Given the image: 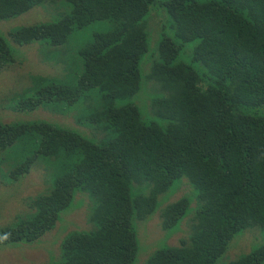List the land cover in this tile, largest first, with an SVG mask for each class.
Returning <instances> with one entry per match:
<instances>
[{
    "label": "trees",
    "instance_id": "trees-1",
    "mask_svg": "<svg viewBox=\"0 0 264 264\" xmlns=\"http://www.w3.org/2000/svg\"><path fill=\"white\" fill-rule=\"evenodd\" d=\"M56 1L66 6L57 20L7 37L71 54V69L2 100L17 112L92 101L80 120L95 138L0 125V180L13 185L39 159L52 169L45 192L27 199L31 215L0 227V247L46 249V264H264V0H0V21ZM11 56L0 35V71ZM181 181L191 194L173 199ZM160 197L169 203L158 227L172 244L140 239ZM70 211L78 222L63 219ZM245 233L246 252L236 248Z\"/></svg>",
    "mask_w": 264,
    "mask_h": 264
},
{
    "label": "rangeland",
    "instance_id": "rangeland-1",
    "mask_svg": "<svg viewBox=\"0 0 264 264\" xmlns=\"http://www.w3.org/2000/svg\"><path fill=\"white\" fill-rule=\"evenodd\" d=\"M64 9H66V6L62 2L56 1L45 4L44 6L33 7L27 12L16 17L5 21H0V35L5 39L12 53V64L6 69L0 71V125H14L17 122L29 121L42 122L50 124L56 128L70 130L80 136L89 138L93 136V129L90 130L89 126L80 120L81 116L85 117V114L83 113L85 108L83 105L88 106L93 103L92 101H90L88 104H82L80 101H77L70 106L62 104V112L57 111L58 107H60L59 105L52 104H43L31 111L17 112L13 110H7L6 105L2 100L3 97L11 98L12 96H16L18 94L20 95V98L30 96V94L33 92L32 90L30 91V78L32 77L44 78L49 82L57 81L53 78H58L60 65L56 57L53 60V53H48V50H54L52 47H50L51 49H48L47 47L49 46L43 45V42H31L27 45L19 46L14 44L10 38L7 37V34L11 30L19 27H29L55 21L60 15H62ZM152 19H156V17L152 16ZM148 41L149 39L147 38V43ZM63 47H74L72 39L68 40ZM188 47L189 45L182 49L179 55L180 59L186 60L187 57L183 56V51L186 53V48ZM56 51L59 54L62 53V50L59 48H57ZM148 56L149 54L147 52L145 56H143V60H145V58ZM139 68L142 79L139 90L133 97V103L139 110H142V85L145 74L141 64ZM73 69H76V67ZM151 84L154 85L152 82ZM147 88L148 87L145 85V89ZM262 110L264 111V108ZM72 115L78 119V123L74 121ZM93 138L95 137L93 136ZM51 170L45 167V161L39 159L37 160L34 170L31 169V172L18 181L14 182L13 185H6L5 182L0 180V227L11 224L14 218L21 216L26 212L27 214L31 215L32 210L26 206V203H28L27 199L33 198L34 196L45 192L44 188L47 186H42V181L45 177L50 178ZM180 183L181 189L173 194V199H177L183 194H191L189 187H186L182 181ZM73 200L75 202H81V204H84L86 202V196L81 193H76L73 197ZM167 203L169 202H165L163 198H157V208L151 215V217H153L147 224H145L144 229L139 228L138 230L140 233V239L143 238L153 242L156 238H158L162 239L166 244L173 243L174 235L169 236L167 240L163 239V232H161L158 227V220L156 216V214H158V209ZM190 206H195L194 201L190 203ZM82 211L83 206L80 208L79 212L81 213ZM72 213L73 214H71V211L69 214L66 212L63 213V219L67 220L68 222H78L79 214L74 212ZM59 223L60 222L57 224ZM57 224L54 226V229L56 228ZM183 224L184 223H182V225ZM134 229L136 233L137 245L141 246L137 234V224H135ZM182 229L184 231L186 230L184 226H182ZM186 234H188L187 230L185 231V235ZM250 234L245 233L243 237L248 238L241 240L236 248L239 246L240 249L246 252L247 244L250 240ZM45 236L48 237L49 235ZM59 239H56V241H59ZM252 244L250 247L253 246ZM57 245L58 243H56V246ZM161 246H163V244L158 243V245L153 248L151 253ZM232 251L234 252L235 250ZM51 254L52 253L47 252L46 249H39L36 246H3L0 247V264H46L50 260L49 256H51Z\"/></svg>",
    "mask_w": 264,
    "mask_h": 264
},
{
    "label": "clouds",
    "instance_id": "clouds-1",
    "mask_svg": "<svg viewBox=\"0 0 264 264\" xmlns=\"http://www.w3.org/2000/svg\"><path fill=\"white\" fill-rule=\"evenodd\" d=\"M36 26V25H35ZM30 27V26H29ZM72 39V38H71ZM59 47L58 48H62L63 46H64V43H60L59 45H58ZM75 52H76V50H75ZM72 53V52H71ZM59 57H56V55L54 54L53 55V60H54V58L56 57V59L58 60V62H59V65H60V68H63V67H66V68H69V69H71V63H72V61H71V57H72V55L71 54H66V56H63V55H58ZM69 73L70 72H68L67 70H65V76H67V75H69ZM76 123H78V122H76ZM2 126H7V125H2ZM20 247L21 246H23V245H19ZM7 247H10V246H7ZM12 247V246H11Z\"/></svg>",
    "mask_w": 264,
    "mask_h": 264
}]
</instances>
